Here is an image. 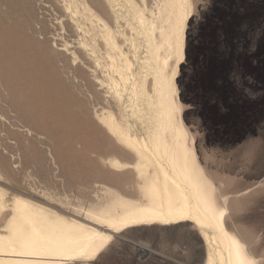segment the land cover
<instances>
[{
	"label": "rangeland",
	"instance_id": "374dc122",
	"mask_svg": "<svg viewBox=\"0 0 264 264\" xmlns=\"http://www.w3.org/2000/svg\"><path fill=\"white\" fill-rule=\"evenodd\" d=\"M131 1H91L95 24L115 31L111 49L99 34L82 43L64 0H0V231L15 196L64 211L68 201L93 202L102 184L132 180L134 154L100 117L110 113L145 139L149 111L132 87L157 103L170 98L173 81L190 143L228 202L230 230L264 264V0H192L182 24L161 13V0ZM137 7L153 23L149 35ZM110 58L129 60L119 92ZM110 155L130 164L112 168ZM198 232L189 222L136 225L114 233L95 258L70 264H205Z\"/></svg>",
	"mask_w": 264,
	"mask_h": 264
},
{
	"label": "bare ground",
	"instance_id": "6f19581e",
	"mask_svg": "<svg viewBox=\"0 0 264 264\" xmlns=\"http://www.w3.org/2000/svg\"><path fill=\"white\" fill-rule=\"evenodd\" d=\"M91 1L64 0V10L71 15L77 32L83 35V44L89 45L92 36L99 34L103 35L107 46L118 49L115 31L102 20L99 25L95 24L98 15ZM96 2L102 3L101 0ZM107 2L111 4L113 0ZM158 8L162 14L170 12L173 20L182 24L190 17L192 0H161ZM136 17L141 30L146 35L151 34L154 26L144 9L137 7ZM128 61L125 59L123 64L114 58L108 61L111 82L117 92L125 85L126 70L130 68ZM145 90L138 83L132 87L135 99L145 103L149 111L143 113V119L153 129L147 138L140 140L133 136L129 127L110 113L100 117L118 143L134 154V178L115 186L102 184L97 200L89 204L68 201L64 211L59 206L55 208L21 196L13 197L12 214L0 231V264L85 262L95 258L112 240L113 234L122 229L179 222L192 223L199 231L200 242L207 250L205 264H261L242 235L230 230L226 199L201 164L194 144L190 143L174 82L170 84V98L161 97L157 103ZM135 112L141 114L143 111L137 108ZM0 116L2 118V114ZM106 159L112 168L120 171L130 164L116 155ZM4 194L0 190V196ZM2 197L0 214L5 207ZM59 201L63 203L62 199ZM144 248H139V252L146 254Z\"/></svg>",
	"mask_w": 264,
	"mask_h": 264
}]
</instances>
